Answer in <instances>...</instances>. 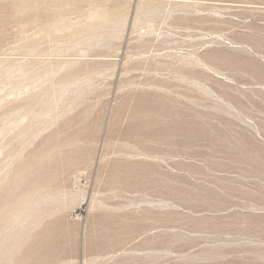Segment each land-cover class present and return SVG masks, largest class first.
Instances as JSON below:
<instances>
[{"label": "rangeland", "instance_id": "obj_1", "mask_svg": "<svg viewBox=\"0 0 264 264\" xmlns=\"http://www.w3.org/2000/svg\"><path fill=\"white\" fill-rule=\"evenodd\" d=\"M0 264H264V0H0Z\"/></svg>", "mask_w": 264, "mask_h": 264}]
</instances>
